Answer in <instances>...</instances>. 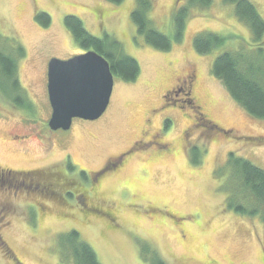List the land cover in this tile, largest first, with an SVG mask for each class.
<instances>
[{"label": "rangeland", "instance_id": "1", "mask_svg": "<svg viewBox=\"0 0 264 264\" xmlns=\"http://www.w3.org/2000/svg\"><path fill=\"white\" fill-rule=\"evenodd\" d=\"M249 1L264 19V0ZM151 2L147 15L153 26L171 39L170 50L153 48L135 34L130 17L135 0L115 5L105 0H0V33L21 45L24 53L17 60V75L23 92L20 104H25L17 105L10 93L8 97L0 95V168L45 166V170H58L71 161L77 166L76 174L81 168L88 174L84 178L70 172L66 180L85 183L89 190L93 172L102 163L114 161L128 150L143 129L144 142L157 132L164 115L162 103L180 107L170 110L173 123L166 124L169 137L163 135L174 143L170 155L154 160L133 151L122 170L105 173L95 194L87 195V208L110 210L115 215L113 220L86 215L74 198L66 194L58 197L49 189L63 204H47V212L34 223L36 213L29 207L33 200L28 193L21 188L0 192V264H74L54 250L57 247L65 252V238L71 229L91 245L101 264H259L264 251V221L230 210L228 204L241 201L233 188L236 173L232 165L229 167V156L233 153L264 169V120L247 114L230 97L221 81L213 77L211 63L224 49L254 51L260 42H252L247 24L237 19L232 5L221 0H211L209 7L191 8L183 39L176 42L171 13L186 5L187 0ZM40 10L50 16L47 27L34 20ZM65 15L81 19L94 36L101 37L106 32L118 39L125 53L138 62L140 74L129 82L114 78L108 107L97 120L77 118L69 131L51 133L47 127L51 113L47 62L53 57L64 60L83 53L65 28ZM202 31L225 36L224 46L198 54L192 42L195 34ZM193 73L191 96L210 120H199L207 124V132L202 131L205 127L197 129L200 126L194 122L198 115L181 101L183 93H167ZM3 90L0 85V93ZM146 117L150 124L144 121ZM188 125L191 127L187 134ZM24 134L33 139L24 147L28 150L25 154L21 139L15 137ZM46 134H51V139ZM185 136L192 145L184 143ZM38 143L49 150L41 151L35 147ZM138 145L144 148L142 143ZM198 145L194 163L186 151ZM12 176L21 179L16 174ZM124 182L127 185L120 186ZM13 183L16 186L18 182ZM147 204L163 211L156 209L154 213L146 208ZM167 213L181 215L176 218L179 222ZM154 254L162 261L151 260Z\"/></svg>", "mask_w": 264, "mask_h": 264}, {"label": "trees", "instance_id": "2", "mask_svg": "<svg viewBox=\"0 0 264 264\" xmlns=\"http://www.w3.org/2000/svg\"><path fill=\"white\" fill-rule=\"evenodd\" d=\"M105 1L115 5L122 3L124 0ZM221 1L233 6V12H235L237 19L247 24L252 42L256 43L258 41L260 43L254 51H243V48L234 51L224 49L213 58L211 73L213 77L221 81L230 97L244 108L247 114L249 113L253 118L264 120V50L262 47L264 45V19L257 11L255 4L249 0ZM151 3V0H135V7L130 12L135 34L143 38L145 43L153 48L162 51L170 50L171 39L158 31L147 15L152 8ZM211 3V0H187L186 5L173 10L171 13V26H173V36L176 42L183 39L185 22L189 18L188 11L195 7H209ZM34 20L44 27H47L51 22L50 16L41 10L34 14ZM63 20L65 28L70 32L72 40L75 41L79 49L83 52L94 50L100 54L108 61L110 71L115 79L129 82L139 77L140 66L138 62L125 53L118 39L106 32L101 37L92 35L85 29L82 20L75 15H65ZM225 41V36L202 31V33L195 34L192 44L195 51L203 55L212 52L215 48L223 47ZM23 55L21 45L15 43L11 38L3 37L0 33V85L3 86L5 95L9 93L14 95L19 106H22L19 98L20 94L23 96V92H21L18 83L17 60ZM6 96L8 97V95ZM199 150V147L192 150L194 158L191 157L190 160H194V163L198 158ZM229 162V167L232 165L236 173L234 178L235 187L233 188L239 194V200L241 201L240 204L237 202L233 205L228 204L230 210H234L240 215H255L261 218V221H264V169H260L251 161L235 156L233 153L229 156ZM65 169H67L66 174L59 168L61 189H69L74 185V180H66L70 172L71 174L74 173V169L70 164ZM81 175L85 178L84 172H81ZM80 184L85 186V183L80 182ZM87 193L88 190L85 188L81 194L87 196ZM243 202L247 204H243ZM65 240V252L57 247L54 248L59 254L64 255L65 259L73 260L74 264H101L91 245L81 239L79 233L75 230L68 231ZM61 246H64V244H60ZM143 251L147 252L146 250ZM150 258L153 261H162L157 254L152 255Z\"/></svg>", "mask_w": 264, "mask_h": 264}, {"label": "flooded vegetation", "instance_id": "3", "mask_svg": "<svg viewBox=\"0 0 264 264\" xmlns=\"http://www.w3.org/2000/svg\"><path fill=\"white\" fill-rule=\"evenodd\" d=\"M195 75L194 73L191 75H187L185 76V78L182 80V83L173 85L169 90H168V95H174L176 96L177 94H181L183 93L184 97L183 99H181V101L183 103H185V105H188L189 110H194L196 111L197 115L195 117L196 121L194 122V124L196 126H198L199 124V128L200 129L202 127L206 128L207 124H201L199 123L201 120L206 122H210V120L208 118H206V115L200 110L201 105L197 104L195 102L196 99L192 98L191 93H192V87L193 84L195 82ZM183 87L186 89H183ZM0 95H2L3 97L5 96V94L3 92L0 93ZM178 100V99H177ZM181 103V102H180ZM182 103V104H183ZM23 106L25 107V104H23ZM21 106V107H23ZM173 107H179L178 104L174 103V105L172 106V103H166L164 102V104L162 103V105L160 106L161 109V113H164V115L162 116V118L160 119V125L159 127H157V132L153 133V135H150V138L147 142L142 141V135H144L145 129H143L141 131V135L139 136L138 139L132 141L131 147L124 151L121 152V154L114 160V161H109L106 160L104 163L101 164L100 169H98V171L93 172V185L91 184V188H89V190L85 187V186H81V184L79 182L74 181V185L69 188V189H61L60 187V183L61 181L59 180V172L60 170H53V169H47L45 170V166L44 167H34V168H26V169H2L0 168V192H5V191H9L10 189L13 188V190H16L18 188H21L22 190H24V193L29 195V197L33 200V203L29 204V207L33 213H36V215L33 217V221L34 223H36L40 217H42L44 215V212H47V204L49 203H57L59 204H63V201L56 197H54V193L52 192H48L49 189L54 190L58 193V197H61V194L63 195H69L72 198L75 199V201L78 202V204H82V208L81 211L86 214V215H96L99 216L101 215V217L105 216V217H109L110 219H114L115 215L112 213V211L110 210H105L102 211L99 208H96L95 206H92V208H87V201L89 200V198L87 196H84L83 191L86 188V190H88V195H90V193H94L96 192V187L98 188L100 186L101 181L103 180L102 177H104L105 173H111V172H118L120 170H122V166H124L127 163V159L129 157V155H131V153L133 151H137L138 153H144L147 156H150L151 158H155V157H162L164 155H170V153L174 150V143L172 140H169V133H167L166 128V124L168 123H173L169 112ZM180 109V107H179ZM155 110V109H153ZM187 117H189V114H185ZM200 120V121H199ZM146 121V123L150 124V119L148 117H146V119L144 120ZM193 125V126H195ZM191 126L188 125L185 128V131L187 132V128H190ZM209 127V126H207ZM72 128V126H71ZM70 128V129H71ZM69 129V130H70ZM209 129V128H208ZM206 129H202V131L206 132L208 130ZM50 130V129H49ZM67 130V131H69ZM165 131V132H164ZM51 132V130H50ZM56 132V131H52L51 133ZM166 135L168 137H164L163 135ZM188 134V132H187ZM207 134V133H206ZM51 134H46V138H50ZM163 136V137H162ZM16 138L21 139V142L23 144V146H21V150L23 151V153H28V150H26L24 147L27 145H29L30 143L33 142V139H31L32 135L29 134H24L22 136H15ZM185 136V140L184 143L189 145H192L193 143L191 141L186 140ZM13 139V138H11ZM194 142V141H193ZM139 143H142V145L144 146V148H139ZM195 143V142H194ZM145 145L147 146L146 150H145ZM33 146V145H32ZM35 147H38L41 151H44L46 153V151L49 150L48 147H43V145L41 143L35 144ZM197 147L200 148V145H198ZM25 149V150H24ZM138 149H140V151H138ZM194 148L191 147H187V157L190 160L191 156L194 155L191 153V151ZM146 156V158H148ZM198 156V154H197ZM69 160V159H68ZM67 160V161H68ZM68 164H70V166L72 167V169H74L76 174V169L75 166L71 161L67 162ZM67 164V166H68ZM66 166V167H67ZM77 167V166H76ZM61 169L63 170V173H67V169H65V167H61ZM83 169V170H81ZM79 171H77L78 173L76 175L81 174V172H84L85 175L88 174L87 170L85 168H81ZM85 170V171H84ZM87 173V174H86ZM18 175L21 179H15L17 177H13L12 175ZM106 176V175H105ZM16 180L18 183L16 184V186H13V182ZM126 184V182L121 183V185ZM127 185V184H126ZM83 187V188H82ZM85 187V188H84ZM124 187V186H123ZM122 187V188H123ZM33 192V197L31 196V192ZM12 194H15V192H12ZM88 199V200H87ZM66 201V200H64ZM67 202V201H66ZM225 202V201H224ZM154 207V206H153ZM146 208H148L151 211H155L157 210H161L163 211V209L161 208H152V205L147 204ZM156 213V212H154ZM154 213L152 214L153 216ZM162 213V212H161ZM169 217H173L174 220L178 223L179 221H177L176 218H178V216L181 215H177L175 216L174 214L169 215V213H167ZM213 262V261H212ZM212 262L210 263H206V264H213ZM259 264H264V251H262L261 253V259L259 261Z\"/></svg>", "mask_w": 264, "mask_h": 264}, {"label": "water", "instance_id": "4", "mask_svg": "<svg viewBox=\"0 0 264 264\" xmlns=\"http://www.w3.org/2000/svg\"><path fill=\"white\" fill-rule=\"evenodd\" d=\"M47 95L51 106L47 127L70 129L73 119L97 120L108 107L114 76L109 63L94 50L47 62Z\"/></svg>", "mask_w": 264, "mask_h": 264}, {"label": "bare ground", "instance_id": "5", "mask_svg": "<svg viewBox=\"0 0 264 264\" xmlns=\"http://www.w3.org/2000/svg\"><path fill=\"white\" fill-rule=\"evenodd\" d=\"M212 133H213V132H212ZM198 139H199V138H198ZM191 140H192V139H191ZM197 141H198V140H197ZM197 141H196V142H197ZM204 141H205V140H204ZM205 142H206V141H205ZM200 145H201V144H200ZM203 147H204V146H203ZM154 160H155V159H154Z\"/></svg>", "mask_w": 264, "mask_h": 264}]
</instances>
